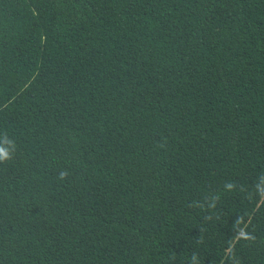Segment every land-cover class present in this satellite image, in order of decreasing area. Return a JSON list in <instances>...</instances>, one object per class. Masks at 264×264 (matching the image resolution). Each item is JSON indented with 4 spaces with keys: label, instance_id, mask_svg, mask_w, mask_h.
<instances>
[{
    "label": "trees",
    "instance_id": "16d2710c",
    "mask_svg": "<svg viewBox=\"0 0 264 264\" xmlns=\"http://www.w3.org/2000/svg\"><path fill=\"white\" fill-rule=\"evenodd\" d=\"M0 264H264V0H0Z\"/></svg>",
    "mask_w": 264,
    "mask_h": 264
}]
</instances>
